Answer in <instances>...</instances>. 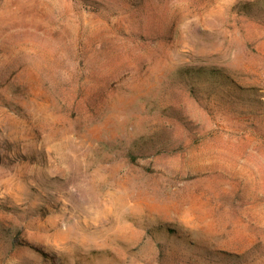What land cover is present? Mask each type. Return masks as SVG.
<instances>
[{
	"label": "rangeland",
	"instance_id": "obj_1",
	"mask_svg": "<svg viewBox=\"0 0 264 264\" xmlns=\"http://www.w3.org/2000/svg\"><path fill=\"white\" fill-rule=\"evenodd\" d=\"M0 264H264V0H0Z\"/></svg>",
	"mask_w": 264,
	"mask_h": 264
}]
</instances>
